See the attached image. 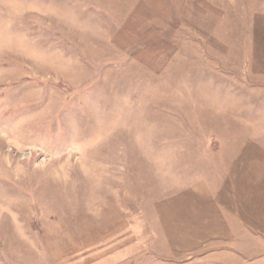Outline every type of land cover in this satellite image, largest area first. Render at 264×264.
Wrapping results in <instances>:
<instances>
[{"label": "rangeland", "instance_id": "1", "mask_svg": "<svg viewBox=\"0 0 264 264\" xmlns=\"http://www.w3.org/2000/svg\"><path fill=\"white\" fill-rule=\"evenodd\" d=\"M229 158L260 222L264 0H0V264H264L201 239Z\"/></svg>", "mask_w": 264, "mask_h": 264}, {"label": "crops", "instance_id": "2", "mask_svg": "<svg viewBox=\"0 0 264 264\" xmlns=\"http://www.w3.org/2000/svg\"><path fill=\"white\" fill-rule=\"evenodd\" d=\"M231 158L224 163L225 167H221L222 163L213 162L210 168H202L209 170L206 174H201L202 180L200 182V191L202 192L199 199H194V201L199 202V208L201 210V222L200 227L208 228L201 231V239H204V235L215 234L218 235L220 240L226 241L230 237V234L235 233V231L240 232L241 227L243 231L249 233L245 228L249 225L250 228H255L257 225H261V220L264 216H260V222L256 216L251 214V211L255 210L256 205L251 206V203L247 206H241V199H239L238 194L231 193H221L222 182H224L223 190L233 189L232 185H226L227 180L237 176L238 163L235 159ZM229 187V189L227 188ZM197 197V196H195ZM247 201L251 202L249 199ZM245 208L249 212L245 211ZM242 210H244L242 212ZM249 213L251 214L249 216ZM249 219L250 222H247ZM258 229L264 232L263 227Z\"/></svg>", "mask_w": 264, "mask_h": 264}]
</instances>
